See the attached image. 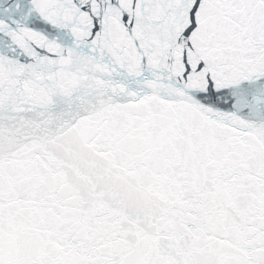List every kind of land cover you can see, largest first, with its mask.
Returning a JSON list of instances; mask_svg holds the SVG:
<instances>
[{"label":"snow or ice","instance_id":"snow-or-ice-1","mask_svg":"<svg viewBox=\"0 0 264 264\" xmlns=\"http://www.w3.org/2000/svg\"><path fill=\"white\" fill-rule=\"evenodd\" d=\"M0 264H264V0H0Z\"/></svg>","mask_w":264,"mask_h":264}]
</instances>
